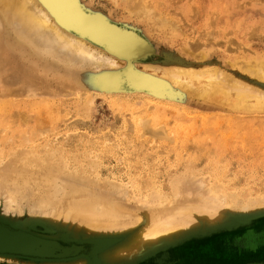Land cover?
Returning <instances> with one entry per match:
<instances>
[{
    "label": "rangeland",
    "instance_id": "1",
    "mask_svg": "<svg viewBox=\"0 0 264 264\" xmlns=\"http://www.w3.org/2000/svg\"><path fill=\"white\" fill-rule=\"evenodd\" d=\"M75 1L85 16L131 33L145 51L129 61L69 30L117 62L87 63L28 35L0 0V226L82 248L64 260L0 254V263L92 260L104 239L96 254L104 264L103 253L126 234L101 238L85 230L81 237L74 220L63 223L75 203L97 211L103 198L142 216L186 203L218 214L215 225L199 224L117 264H190L191 256L217 264L225 252L263 251L264 226L249 223H264V105L255 104L264 80L249 69L264 63V0ZM180 69L202 77L184 87L171 77ZM129 71L159 79L163 92L133 85ZM210 74L220 80L209 81Z\"/></svg>",
    "mask_w": 264,
    "mask_h": 264
},
{
    "label": "bare ground",
    "instance_id": "2",
    "mask_svg": "<svg viewBox=\"0 0 264 264\" xmlns=\"http://www.w3.org/2000/svg\"><path fill=\"white\" fill-rule=\"evenodd\" d=\"M1 1L9 4L11 6V11H14V12L16 11L17 20H18L19 25L22 26V29L25 32H27L28 35H30V34L33 35V33H34L37 36L42 37L44 40H46L48 42V46L49 45L54 46V47L58 46V47H61L63 49H66L69 51L68 52L69 54L75 55L81 60H86L87 63L102 66V65H105V62L110 61L108 63H110V65H112V67H116L115 64L117 62H115V60H110L109 58H106L109 56L104 57V56L99 55V53H97L95 50H93L94 48L92 49L93 46L90 48L89 47L90 44H86L82 40L74 38L73 36H71L69 34L70 27L81 30L82 32H84L86 34H90L93 39H95L97 41L100 40V43H102V42L109 43L111 49L113 50L112 53H115V50H116V54L121 55V57L137 54L138 52L141 51L140 42L137 39H135L134 36H131L130 35L131 33L127 34V32L124 33V32L118 31L116 29H111L108 25H106L105 22H103L100 19H97V20L96 19H87L86 20L84 18L79 17V14L76 12V10L74 8V4L71 0H41L42 5L46 8L47 12L42 7H39V5H37V3L34 0H22V1L21 0H1ZM75 3H79V2L75 1ZM48 6L52 9V13L47 8ZM77 6H78V4H77ZM142 7H143V5H142ZM131 32H133V31H131ZM140 39H142V38H140ZM87 45H89V46H87ZM142 47H143V45H142ZM150 48H152V47H150ZM146 51L148 52V50H146ZM110 58H111V56H110ZM117 58H119V57H117ZM167 58H168V56H167ZM181 60H179L178 62L180 63ZM249 71L252 72L256 77H258L262 81L264 80V63L257 65L253 69H249ZM155 72H158V71H155ZM171 72H169V75L167 74V72H164L163 74L164 75L167 74L168 76H170ZM208 73H210V72H208ZM129 74L131 75L130 80H131L132 84L135 86H144V87H148V88L156 89V90L159 87H161L162 83L157 81L159 79L156 80L152 76L151 77L150 76L140 77V76H135V74H131V72ZM160 74H162V73H160ZM199 74L200 73L197 74L196 72L194 73L190 69H187V70H181V71L178 70L175 73H173L171 75V77H172V80H174L175 82H178L180 85L186 87L188 84H191V82H190L187 85H185L187 82H189L188 80H190L188 78H192V77L199 78L201 75V74L200 75ZM197 75H199V76L196 77ZM213 75L214 76L211 75V76L207 77V78H209V81H211L213 79V80H217V82H218L219 76H217L216 74H213ZM105 77L106 76H103V79ZM201 77H202V75H201ZM214 82H216V81H214ZM178 83H177V85H178ZM107 86H109V85H107ZM110 86H112V85H110ZM226 86H228V85H226ZM187 88H189V87H187ZM190 88H191V86H190ZM198 88H200V87H198ZM205 88H207V87H205ZM220 88H222V87H220ZM217 89H216V91H217ZM159 91L163 92L162 90H160V88H159ZM153 92H154V90H153ZM156 92H158V90ZM156 92H154V93H156ZM219 92H220V90H219ZM228 92H229V88H228ZM165 94H163V95H165ZM203 94H204V92H203ZM256 94L258 97H255V101L257 98V101L255 102V104L256 105L258 103L262 104L261 107L263 108L264 93L262 94L261 92L260 93L257 92ZM239 96H242V97L245 96L246 97V94L239 95ZM233 103H235V101ZM246 104L247 103H245V105ZM248 105H249V103H248ZM254 107H256V106H254ZM22 159L26 160V161L33 160V159L28 158L26 156H23ZM0 181H1V179H0ZM154 195H157V194H154ZM154 195H152V196H154ZM152 198H154V197H152ZM156 199H158V195L155 196V200ZM102 200H103V202L101 203V207H100V209L97 208L98 209L97 211H95V209L92 208V206H89L90 204H87L85 200H81V201L75 203V206L72 208V210L69 211L68 214L65 215V217L63 216L64 217L63 223L66 222L65 224H69L70 220H74L76 222L74 224L77 225L76 227H79L80 230L82 231L81 233L80 232L78 233L79 235L77 234L78 236H81V237L84 236V234L86 233V232H83L85 230L92 232L93 234H91V235L93 237H101V238L120 237L123 234H126V236H127L126 240L123 241L121 244L116 245L113 248H109L108 251H107V249H106V251L104 250L105 252L101 256V261H103L104 264H114V263L117 264L118 262H122V261L124 263V260L138 256L144 250L153 249L154 247H157L158 245H162V244L170 245L176 239H182L183 237H181V236L183 234H185L187 232H190L191 234L196 232V231H194L195 226H198L199 224L206 223V224L212 225L218 220V214L216 215L217 212L215 213V211H213V208L205 209L206 207H203V208L190 207V206H188L187 203L185 205L183 203L184 207L182 206V208H180L179 211H177L178 208L174 211H173V209H165V210H162L159 213H157V211L147 209V211H145L146 214L144 216H142L138 213H132L128 210L123 209L114 199L112 200L110 198H103ZM149 206H150V204H149ZM46 207H47V205H45L41 208L47 209ZM35 215H36V213H35ZM54 215H56V214H54ZM61 215H63V214H60V216ZM208 215L209 216L212 215L211 216L212 218L211 217L209 218ZM57 216H58V214H57ZM56 219H57V217H56ZM59 219H62V218H59ZM67 220L69 221V223L67 222ZM260 221L264 222V219H262ZM141 224H144V226L141 229H139L138 232H136L137 228H139V226ZM256 225L264 226V223H257ZM71 226H73V225H71ZM0 239L4 244L10 245V246L12 245L13 247H15L17 249L28 250L30 248H33L35 251L41 253L42 255L43 254H53V253L57 254L58 252H60V253L62 252L61 246L57 242L52 241L54 238L51 240L50 238H46V237H42V236H38V235L28 236L24 232L23 233L22 232H16L15 230L13 231L9 228H7V229L2 228L1 229ZM113 239H115V238H113ZM108 240H111V239H108ZM191 241L189 242V244L191 243ZM64 247H66V246H64ZM188 250L191 251L192 248L188 247ZM191 253L194 254L193 252H191ZM262 253H264V251L258 250L256 255H261ZM5 259H7V258H5ZM95 259H96V261L93 260V257H92V260L91 259L87 260V259L82 258V259L74 260L70 264H96L98 262L101 263L99 259H97V258H95ZM0 260H1V258H0ZM59 264H60V262H59Z\"/></svg>",
    "mask_w": 264,
    "mask_h": 264
},
{
    "label": "water",
    "instance_id": "3",
    "mask_svg": "<svg viewBox=\"0 0 264 264\" xmlns=\"http://www.w3.org/2000/svg\"><path fill=\"white\" fill-rule=\"evenodd\" d=\"M72 2H73V4H74V8H75V10H76V12L79 14V17H81V18H84V19H100V20H102L103 22H105L103 19H101V18H98V17H88V16H85L81 11H80V9H79V7L77 6V4L75 3V1L74 0H71ZM48 9H49V11L52 13V9L48 6L47 7ZM106 23V22H105ZM106 25H108L111 29H115L114 27H112V26H110L109 24H107L106 23ZM70 30L71 31H73V32H75V33H77V34H80L81 36H86V37H88V39H90L91 41H93V42H96V43H99V44H101V45H105V47H106V49L108 50V51H110L111 53H112V49H111V47H110V45H109V43H107V42H102V43H100V40L99 41H96L95 39H93L92 37H91V35L90 34H86V33H84V32H82L81 30H78V29H75V28H73V27H70ZM117 30V29H116ZM144 51V50H143ZM143 51H142V49H141V51L140 52H138L137 54H133V55H129V56H125V58L127 59V60H129L130 61V59L131 58H133V57H136L137 55H139V54H142L143 53ZM114 55H117L116 54V50H115V53H113ZM117 56H119V57H121V55H117ZM122 57H124V56H122ZM2 223H4L5 221L4 220H0ZM2 228H9V227H7V226H3V225H1L0 226V231H1V229ZM10 229V228H9ZM11 230H13L14 231V229H11ZM16 232H24L26 235H28V236H32L33 234H30V233H27V232H25V231H21V230H15ZM36 236V235H35ZM50 240V239H49ZM52 240V239H51ZM52 241H55V242H57L60 246H61V244H60V242L59 241H57V240H52ZM106 243H107V241H100V242H98V243H96L95 244V246H94V249H93V251L91 252V256L93 257V260H95L96 261V254H97V252L104 246V245H106ZM61 248H62V252L60 253V252H58L57 254L56 253H53V254H41V253H39V252H37V251H35L33 248H30V249H28V250H25V249H17V248H15V247H13L12 245L10 246V245H7V244H4L2 241H1V239H0V254H7V255H14V256H23V257H25V258H32V259H40V260H51V259H56V260H64V259H68V258H74V257H76L78 254H79V252L81 251V247H79V248H77V250L76 251H72L70 248H64V247H62L61 246Z\"/></svg>",
    "mask_w": 264,
    "mask_h": 264
},
{
    "label": "crops",
    "instance_id": "4",
    "mask_svg": "<svg viewBox=\"0 0 264 264\" xmlns=\"http://www.w3.org/2000/svg\"><path fill=\"white\" fill-rule=\"evenodd\" d=\"M251 224L250 226H255V229H261V228H256V223H249ZM258 249H253L251 252H246V253H240V252H235L230 254L229 252H225L223 255H217V264H247L250 260L252 259H260L264 263V253L261 255H256ZM264 251V250H263ZM192 252V250L190 251ZM190 264H206L204 263L205 261L201 258H192V256L189 259Z\"/></svg>",
    "mask_w": 264,
    "mask_h": 264
}]
</instances>
